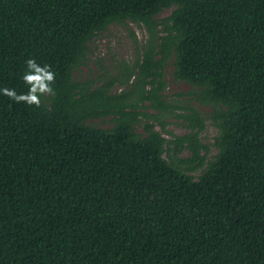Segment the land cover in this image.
Masks as SVG:
<instances>
[{
  "label": "trees",
  "instance_id": "trees-1",
  "mask_svg": "<svg viewBox=\"0 0 264 264\" xmlns=\"http://www.w3.org/2000/svg\"><path fill=\"white\" fill-rule=\"evenodd\" d=\"M128 22L149 34L135 62L81 78L94 37ZM29 58L55 95L0 92V264H264V0H0V89L28 91Z\"/></svg>",
  "mask_w": 264,
  "mask_h": 264
},
{
  "label": "rangeland",
  "instance_id": "rangeland-1",
  "mask_svg": "<svg viewBox=\"0 0 264 264\" xmlns=\"http://www.w3.org/2000/svg\"><path fill=\"white\" fill-rule=\"evenodd\" d=\"M171 8L166 9L162 12L159 17L170 14ZM148 29L142 24L136 22H128L127 24H113L103 31L100 35L94 37L91 43L90 52L88 55V65L84 64L80 68L81 78L90 77L92 78V71H96L97 74L103 68L108 69L109 75L119 74L125 63H134L140 52L144 48L146 40L148 38ZM133 74L132 79H135ZM166 86L164 92L168 94V101L181 106L188 100L187 92L190 87L186 83H177L172 76L166 75ZM125 86L121 83H117L115 89L117 91L123 90ZM146 105L145 111L153 113H161L158 109L149 108V102L144 103ZM212 106L207 105L201 108V111L206 113L211 110ZM182 112L181 107L173 112L168 110L163 111L157 118H154L156 122V128L162 130V122L166 123L167 130L172 133L184 134L189 130L179 113ZM218 133V128L214 125L211 120H207L206 128L201 133L202 140L210 146L208 153L209 157H213L218 148L214 144L215 135ZM164 135L170 138L172 135L164 131ZM205 152V150H202Z\"/></svg>",
  "mask_w": 264,
  "mask_h": 264
},
{
  "label": "clouds",
  "instance_id": "clouds-1",
  "mask_svg": "<svg viewBox=\"0 0 264 264\" xmlns=\"http://www.w3.org/2000/svg\"><path fill=\"white\" fill-rule=\"evenodd\" d=\"M25 63L27 68L22 80L29 86L28 91L18 94L15 89L5 87L0 89V92L16 103L24 102L29 106L40 107L42 105V97L55 95L53 87L56 78L55 72L50 65L41 66L34 58L27 59Z\"/></svg>",
  "mask_w": 264,
  "mask_h": 264
}]
</instances>
